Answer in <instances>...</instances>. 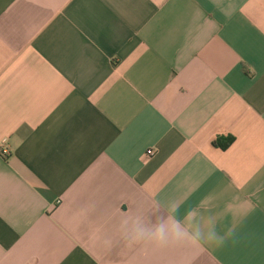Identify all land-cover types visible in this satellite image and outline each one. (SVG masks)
<instances>
[{
	"label": "crops",
	"instance_id": "obj_1",
	"mask_svg": "<svg viewBox=\"0 0 264 264\" xmlns=\"http://www.w3.org/2000/svg\"><path fill=\"white\" fill-rule=\"evenodd\" d=\"M3 139L0 264H264V0H0Z\"/></svg>",
	"mask_w": 264,
	"mask_h": 264
},
{
	"label": "clouds",
	"instance_id": "obj_2",
	"mask_svg": "<svg viewBox=\"0 0 264 264\" xmlns=\"http://www.w3.org/2000/svg\"><path fill=\"white\" fill-rule=\"evenodd\" d=\"M197 220L200 219L192 213L180 218L178 206L171 203L165 212L158 211L155 219L145 222L144 218L136 217L131 228L125 231V238L129 244H151L156 247L223 244L225 238L215 228L205 231L199 224L193 226Z\"/></svg>",
	"mask_w": 264,
	"mask_h": 264
},
{
	"label": "trees",
	"instance_id": "obj_3",
	"mask_svg": "<svg viewBox=\"0 0 264 264\" xmlns=\"http://www.w3.org/2000/svg\"><path fill=\"white\" fill-rule=\"evenodd\" d=\"M233 140L234 139L230 136L226 138L217 137L213 141V145L220 147L221 149H226L233 142Z\"/></svg>",
	"mask_w": 264,
	"mask_h": 264
},
{
	"label": "built area",
	"instance_id": "obj_4",
	"mask_svg": "<svg viewBox=\"0 0 264 264\" xmlns=\"http://www.w3.org/2000/svg\"><path fill=\"white\" fill-rule=\"evenodd\" d=\"M154 153V151L152 149L150 150H147V156H152ZM0 154L3 156V157H7L9 154H10V150L8 148V145H7V139H3L1 142H0Z\"/></svg>",
	"mask_w": 264,
	"mask_h": 264
}]
</instances>
